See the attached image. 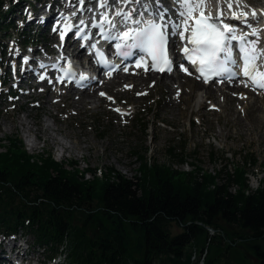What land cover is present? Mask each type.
I'll return each instance as SVG.
<instances>
[{
	"label": "trees",
	"instance_id": "1",
	"mask_svg": "<svg viewBox=\"0 0 264 264\" xmlns=\"http://www.w3.org/2000/svg\"><path fill=\"white\" fill-rule=\"evenodd\" d=\"M11 141L0 153V233L31 234L72 264H264V184L248 194L243 169L211 190L217 177L202 180L198 166L184 172L142 157L136 182L109 173L86 180ZM174 223L181 235L172 236ZM240 247L255 263L233 257Z\"/></svg>",
	"mask_w": 264,
	"mask_h": 264
},
{
	"label": "rangeland",
	"instance_id": "2",
	"mask_svg": "<svg viewBox=\"0 0 264 264\" xmlns=\"http://www.w3.org/2000/svg\"><path fill=\"white\" fill-rule=\"evenodd\" d=\"M16 15L14 25H10L8 33L5 32L6 29L0 31V37L8 36L5 43H10L12 38L14 43H19V40L33 42L34 39H38L39 43L45 41L39 32L33 35L29 30L23 31L27 22L20 18V11L19 15ZM1 18L0 25L3 23ZM39 43L33 49L40 48ZM158 78L161 80L162 77ZM174 79L164 77L158 83L153 81V77L144 79V90L134 93L125 91L124 84L127 82L119 85L113 82L109 86L113 89L107 90L110 94L114 91L121 104H128L126 111L131 115L127 120L120 114L121 111L118 113L114 111L116 108L109 107V103L103 101L102 104L99 101L92 105L82 100L84 96L76 94H70L68 99L56 103L59 97L54 87L49 89L52 91L49 104H46L49 90L43 93L35 91L33 94L36 96L33 100L27 98L22 109L18 106L20 94H16L12 102L2 95L0 153L6 152L11 146L10 139L21 140L25 150L33 156L41 157L51 153L59 163L71 171L75 168L81 171L85 168L91 169L85 176L88 180H92L95 174L102 176L109 173L111 177L120 175L136 182V178L142 176L140 166L143 157L151 166H171L184 172L194 171L198 166L203 170L199 174L211 173L221 177L236 174L238 169H243L249 184L252 180L258 181L257 185L253 183L257 187L264 184V123L257 128L248 126L242 115H239L241 121H236L239 118L235 110V105L240 104L250 112L253 111L252 114L256 117L264 118V103L261 104L257 100L236 102L232 96L226 95L225 113L223 118H219L218 111L214 110L216 106L209 105L210 99L202 111L207 116L204 119L200 109H191L185 102H180L177 107H170V102L165 104L169 101V96L173 99L172 95L176 94L173 91L176 87ZM188 90L184 91L182 99L193 101V96L186 92ZM199 90L202 92L203 88H197V91ZM207 90L217 93L210 88ZM119 91L122 93L118 94ZM143 93L150 94L142 97ZM246 96L250 97L249 94ZM92 98L94 96H91ZM113 99L114 97L108 100ZM39 104L41 107L35 108ZM192 110L195 111L194 114H191ZM48 112L53 117L50 118ZM47 119L53 124L45 123ZM19 120H23L25 125H21ZM44 125L48 126L49 131H44ZM25 130H29V133ZM221 131L224 133L223 138L222 135L218 137V132ZM227 179L220 180V183H225ZM251 187L254 186L251 184ZM232 189L237 187L234 185ZM183 231V226L176 223L172 225V236L181 235ZM212 233L217 234L215 230ZM25 240L29 245L24 247L34 250V254L30 256L34 264L37 259L48 261L50 252L47 247L35 243V238L30 235H27ZM233 257L243 263L248 260L255 263L252 253L246 247H240ZM62 264L72 263L63 257Z\"/></svg>",
	"mask_w": 264,
	"mask_h": 264
},
{
	"label": "snow or ice",
	"instance_id": "3",
	"mask_svg": "<svg viewBox=\"0 0 264 264\" xmlns=\"http://www.w3.org/2000/svg\"><path fill=\"white\" fill-rule=\"evenodd\" d=\"M80 2L83 3V0ZM121 3H135L141 8L124 11L118 6ZM154 4H160L163 10L156 9L149 14V18L140 19L149 13V8ZM112 6H116L115 16L119 20L114 21L104 15L100 27L103 28L107 24L115 29L117 23L123 26V31L117 30L115 34L105 36L106 40L120 41L116 44L119 56L131 57L134 55L133 50H138L150 59L153 70L170 71L173 62L169 59V37L178 36L179 41L184 42L180 48L181 52L192 65L197 66L196 70L205 83L212 77H221L223 82L224 79L231 81L241 75L244 78V87L264 90V45L258 39L249 41L246 33H237L234 26L223 20V17L227 16L247 24L249 15L256 18L257 11H236L248 7L245 0H169L167 6L162 5L161 0H112L111 4L104 0L100 4V7ZM167 13L171 14L166 18ZM259 34V30L255 28L251 32L252 36ZM63 38L64 33H61V39ZM233 42L237 44L234 45ZM145 55L140 56L135 67H144V70L148 71ZM229 65L234 66L235 71ZM179 68L191 75L183 63ZM123 70L128 71L127 68ZM84 79L86 78L81 76V80ZM100 95L105 96V93L101 92ZM245 98L241 96V99Z\"/></svg>",
	"mask_w": 264,
	"mask_h": 264
},
{
	"label": "bare ground",
	"instance_id": "4",
	"mask_svg": "<svg viewBox=\"0 0 264 264\" xmlns=\"http://www.w3.org/2000/svg\"><path fill=\"white\" fill-rule=\"evenodd\" d=\"M60 0H47L45 2V7H49L50 10H55L57 8V5L59 4ZM245 3L248 5L247 8H244V9H236V11H247L249 13H251L252 11H257V13L260 11V10H263L264 11V0H245ZM215 9H213L214 11ZM6 16L7 17H11L13 18L14 17V13L13 12H10V13H6ZM264 21V16L263 18L257 16L256 18H252L251 15H249V22L250 23H255V22H258V23H262ZM11 25H13V20L10 22ZM35 23H37V17H36V12L34 15H32L27 23H26V27L29 28L31 27L32 25H34ZM260 26L262 27L263 25L260 24ZM46 33V27L44 26L42 29H41V36H44ZM260 39V38H259ZM179 40V38H178ZM47 44H45L46 46ZM54 50H55V47L54 45H51V48H50V51L52 53H54ZM33 71L30 70V67H26L23 71H22V80L20 81L19 83V88L22 89L24 88V85H25V81H26V77L28 75H30V73H32ZM164 77H174V82L176 83V87H174V90L175 91V95H172L173 99H171V97L169 96V101L168 102H165V104H169L170 102V107H177L180 105V102H185L186 104H189L190 108L191 109H194V108H198L197 110L200 109V112L204 111V109L206 108V103L208 102V100L211 99V103L209 105H214L217 107V110L218 111V114L217 116L219 118H223L222 116L224 115V107H226L225 105V96H232L233 99L238 102V101H260L261 104L264 103V93H257L255 91H252V90H245L242 86H227V87H218V88H215L213 86H210V87H204L201 83H198L197 81L195 80H192L190 78H187L181 74H172L171 76L170 75H164L161 80L154 76L153 77V81H156L157 83L162 81ZM123 78L121 76H118L115 80H114V83L119 85L121 83H124V81L122 80ZM126 80H129V78H125ZM131 82L128 83V84H132L133 82L136 83L137 87H143V83H144V79L143 77H131ZM114 84V85H115ZM203 88L202 92L197 91V88ZM208 88L210 89H213V90H216L217 93H211L209 90H207ZM112 90L113 88L110 87L108 88V90ZM186 89H189L187 92L188 95H192L194 100H184L182 99L183 96H184V91ZM112 92V95H109V97H114V99L111 101V100H108V98H104V97H101L99 95V92L97 90H93V91H83V92H78L76 95L78 96H84L82 98V100L84 102H88L92 105H96L99 101L103 104L105 102L109 103V107H114V108H118L119 110H125L122 112L123 115H125V119L127 120L131 113L129 111H126V109L122 108L120 109L118 107V102L120 101V99L118 97H116V93H113L114 91H111ZM34 92L31 90V94H33ZM68 93H72L73 95L75 94L71 89L68 91ZM107 93V92H105ZM118 94L119 93H122V91H119L117 92ZM235 93V95H234ZM30 94V95H31ZM51 94H52V91H49L48 93V97H47V100H46V104H49L48 100L50 99V102H51ZM168 95H170V93H167ZM174 94V92L172 93ZM246 94H249L250 97H247ZM36 95L33 94L32 96H30V98H34ZM91 96H94V98L91 99ZM241 96H244L246 97L245 99H241ZM192 98V99H193ZM27 99V96L25 94V92H23V95L21 97V99H19V108L22 109L26 103L24 102L25 100ZM79 101V100H78ZM48 102V103H47ZM53 103V102H52ZM41 107V106H40ZM76 110V109H75ZM235 110L238 114V118H239V115H242V119L247 122V125L248 126H251V127H254V128H257V127H261L262 124L264 123V118H259V117H256L254 114L253 111L250 112V110L247 108V107H242L240 104L239 105H235ZM77 111V110H76ZM116 111V110H114ZM195 111L192 110L191 111V114H194ZM203 115H204V119H206V113L205 112H202ZM48 115L53 117V115L51 113L48 112ZM241 117V116H240ZM231 121V120H230ZM236 121H241L240 118L239 119H236ZM19 123L21 125H25L24 124V121L23 120H19ZM45 123H49V124H53L50 122L49 119H47V121H45ZM27 133H29V130H25ZM44 131H49V128L48 126L44 125ZM62 132V131H61ZM62 134V133H61ZM60 134V135H61ZM223 131L221 132H218V137L220 138L221 135H222V138L224 137L223 135ZM11 141V139H10ZM7 147V146H6ZM65 149H67L65 147ZM62 155V153H61ZM258 182V181H257ZM226 183V182H225ZM20 241H22V239L20 238H10V237H7L6 234H1L0 235V264H23L24 262H26L27 264H34V261H33V258L30 257L29 255L30 254H34V250H32L30 247L26 248V247H23V246H20ZM28 243V241H27ZM29 244V243H28ZM45 260H40V259H37L36 260V263L35 264H42L44 263Z\"/></svg>",
	"mask_w": 264,
	"mask_h": 264
}]
</instances>
